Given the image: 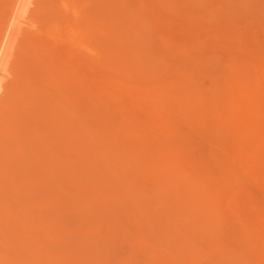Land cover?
<instances>
[{
	"label": "rangeland",
	"instance_id": "374dc122",
	"mask_svg": "<svg viewBox=\"0 0 264 264\" xmlns=\"http://www.w3.org/2000/svg\"><path fill=\"white\" fill-rule=\"evenodd\" d=\"M32 4L0 264H264V0Z\"/></svg>",
	"mask_w": 264,
	"mask_h": 264
},
{
	"label": "bare ground",
	"instance_id": "6f19581e",
	"mask_svg": "<svg viewBox=\"0 0 264 264\" xmlns=\"http://www.w3.org/2000/svg\"><path fill=\"white\" fill-rule=\"evenodd\" d=\"M6 1V0H5ZM4 1V2H5ZM34 0H10L0 15V99L10 75L9 50L16 46L28 22L30 5ZM33 6V4H32ZM3 9V8H2ZM28 17V18H27ZM28 27V26H27ZM31 29V28H30ZM36 30V29H35ZM36 33V32H35ZM37 34V33H36ZM79 37V36H78ZM76 40V39H75ZM20 41V40H19ZM65 41V40H64ZM51 42V41H50ZM70 42V40H69ZM74 42V41H73ZM80 42V41H75ZM58 43V42H57ZM12 50V49H11ZM12 52V51H11ZM12 54V53H11ZM11 57V56H10ZM40 58V57H39ZM11 76V75H10ZM12 80V79H11ZM8 88V87H7ZM11 88V87H10ZM9 88V89H10ZM30 90V89H29ZM5 91V90H4ZM5 94V93H3ZM28 95V94H27ZM66 101V100H65ZM63 106V105H62ZM61 116V115H60ZM15 127V126H14ZM5 130V129H4ZM8 130V129H7ZM15 130V129H14ZM6 133V131H4ZM81 132V131H80ZM254 147V146H253ZM251 152V151H250ZM104 159V158H103ZM128 160V159H127ZM153 165V164H152ZM155 167V165H153ZM111 168V167H110ZM126 169V168H125ZM110 171V170H109ZM123 171V170H122ZM123 173V172H122ZM135 174V173H134ZM132 180V179H131ZM141 181V180H140ZM155 192V191H154ZM162 194V193H161ZM195 195V194H194ZM139 198V197H138ZM147 199V198H146ZM162 199V198H161ZM120 200V199H119ZM165 203V202H164ZM138 206V205H137ZM145 207V206H144ZM138 210V209H137ZM135 212V211H134ZM181 220V219H180ZM183 221V220H182ZM190 222V221H189ZM183 230V229H182ZM185 231V230H184ZM177 232V231H176ZM181 238V237H180ZM181 250V249H180ZM183 251V250H182ZM168 259V258H167Z\"/></svg>",
	"mask_w": 264,
	"mask_h": 264
}]
</instances>
